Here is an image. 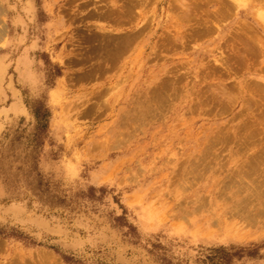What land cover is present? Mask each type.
<instances>
[{"label": "rangeland", "instance_id": "obj_1", "mask_svg": "<svg viewBox=\"0 0 264 264\" xmlns=\"http://www.w3.org/2000/svg\"><path fill=\"white\" fill-rule=\"evenodd\" d=\"M246 36L264 0H0V264H264Z\"/></svg>", "mask_w": 264, "mask_h": 264}, {"label": "bare ground", "instance_id": "obj_2", "mask_svg": "<svg viewBox=\"0 0 264 264\" xmlns=\"http://www.w3.org/2000/svg\"><path fill=\"white\" fill-rule=\"evenodd\" d=\"M188 6H190V5H188ZM109 9H110V8H109ZM189 9H190V8H189ZM107 10H108V9H107ZM107 10H106V11H107ZM187 11H188V10H187ZM189 11H190V10H189ZM190 12H191V11H190ZM190 12H189V15L187 14L188 16L191 15ZM118 15H119V14H118ZM187 15H186V16H187ZM191 16H192V15H191ZM191 16H190V17H191ZM119 18H120V17H119ZM200 25H202V24H200ZM203 29H205V28H203ZM207 30H209V29H207ZM207 30H206V31H207ZM197 31L199 32V29H198ZM138 32H139V31H138ZM195 32H196V30H195ZM247 33H248V32H247ZM251 33H253V34H251V35L254 37V39H256V36H257V35H256V36L254 35L255 32H251ZM2 34H3V33H2ZM198 34H199V33H198ZM239 35L241 36V34H239ZM115 36H116V35H115ZM120 36H121V35H120ZM127 36H128V34H127ZM252 36H251V37H252ZM116 37H119V36H116ZM122 37H123V36H121V38H122ZM134 37H136V36H134ZM237 37H238V36H237ZM237 37H236V38H237ZM241 37H242V36H241ZM251 37L246 36V41H245V48H246V51L248 50L249 53L252 54L253 51L250 52V50H252V49L255 47V45H256L258 48H260V49H258L259 54H261V55H259V56H262V55L264 54V48H263V45L260 44L261 42L255 41V40L252 39ZM123 38H124V37H123ZM129 38H130V37H129ZM107 39H108V37H107ZM118 39H119V38H118ZM135 39H137V38H135ZM135 39H134V40H135ZM239 39H240V38H239ZM239 39H237V40L239 41ZM257 39H258V36H257ZM104 40H105V39H104ZM119 40H120V39H119ZM240 40H241V39H240ZM110 41H111V40H110ZM115 41H116V40H115ZM235 41H236V40H235ZM101 42H102V40H101ZM130 42H131V41H130ZM130 42H129V43H130ZM240 42H241V41H240ZM123 43H124V42H123ZM126 43H127V42H126ZM129 43H128V44H129ZM242 43H243V39H242ZM238 45L240 46L239 43H238ZM242 45H243V44H242ZM101 46H102V45H101ZM104 46H105V45H104ZM106 46H107V45H106ZM232 46H233V45H232ZM98 47H99V46H98ZM110 48H112V47H110ZM126 48H127V47H126ZM128 48H129V47H128ZM238 49H239V48H238ZM99 50H100V49H99ZM126 50H127V49H126ZM239 50L242 51V49H239ZM259 50H260V51H259ZM123 51H124V50H123ZM123 51H121V52H123ZM127 51H128V50H127ZM241 51H240V52H241ZM242 52L244 53V51H242ZM125 53H126V52H125ZM125 53H124V54H125ZM243 53H242V54H243ZM117 54H118V53H117ZM251 54H249V57L251 56ZM247 55H248V54H247ZM247 55H245V53H244V55H242L241 58L238 57L239 60L241 59L240 61H241L242 64H243V62H244V61L242 62V60L248 59ZM226 57H227V56H226ZM226 57H225V58H226ZM234 58H235V57H234ZM223 60H224V59H223ZM231 60H233V59H231ZM231 60H230V61H231ZM235 60H236V58H235ZM219 61H220V60H219ZM224 61H225V60H224ZM224 61H222V63H223ZM226 61H227V60H226ZM226 61H225V62H226ZM230 61H229V62H230ZM247 61H249V60H247ZM230 63H231V62H230ZM230 63H229V64H230ZM225 64H228V62H226ZM225 64H224V65H225ZM229 64H228V65H229ZM245 64H248V63L244 62V66H246ZM222 65H223V64H222ZM229 66L231 67V65H229ZM229 66H228V68H227V66H224V67H226V69L228 70V69L230 68ZM224 67H223V68H224ZM219 68H220V67H219ZM231 68H232V67H231ZM231 70H232V69H231ZM231 70H230V71H231ZM228 71H229V70H228ZM228 71H227V72H228ZM256 82H257V81H256ZM256 82H254V83H256ZM257 83H258V85H260L259 82H257ZM167 85H168V84H166V86H167ZM251 85H252V84H251ZM251 85H250V86H251ZM256 85H257V84H256ZM258 85H257V86H258ZM261 85H264V84L261 83ZM160 86H161V85H160ZM166 86H165V87H166ZM250 86H249V87H250ZM252 86H253V85H252ZM254 86H255V85H254ZM257 86H256V87H257ZM156 88H157V87H156ZM223 88L225 89V87H223ZM261 88L263 89V87H261ZM261 88H260V89H261ZM160 89H161V88H160ZM262 89H261V90H262ZM162 90H163V89H162ZM261 90H260V92H261ZM222 91H223V90H222ZM224 91H225V90H224ZM263 91H264V90H263ZM219 93H220V92H219ZM244 93H247V92H244ZM262 93H264V92H262ZM160 94H161V93H160ZM260 94H261V93H260ZM221 95H222V94H221ZM218 96H219V95H218ZM225 96H226V95H225ZM257 97H258V96H257ZM257 97H256V98H257ZM152 98H153V97H152ZM225 98H227V97H225ZM249 98H250V97H249ZM262 98H263V97H262ZM263 99H264V98H263ZM157 100H158V99H157ZM232 100H233V99H232ZM232 100H231V101H232ZM234 101H235V100H234ZM234 101H233V102H234ZM254 101H255V100H254ZM254 101H253L252 103H254ZM262 101H263V100H262ZM157 102H158V101H157ZM228 102H229V101H228ZM222 103H224V102L222 101ZM225 103H226V102H225ZM249 103H251V102L248 101V104H249ZM259 103H260V101H259ZM254 104H255V103H254ZM260 104H261V103H260ZM223 105H224V104H223ZM252 105H253V104H252ZM262 105H264V104H262ZM254 106H255V105H254ZM224 108H225V107H224ZM252 108H253V107H252ZM262 108H263V107H262ZM245 109H246V108H245ZM248 109H249V108H248ZM248 109H247V110H248ZM252 110H253V109H252ZM244 111H246V110H244ZM260 111H261V110H260ZM260 111H257V113H260ZM263 111H264V110H263ZM245 113H246V112H245ZM253 113H254V112H253ZM238 115H239V114H238ZM242 115H243V114H242ZM247 115H248V114H247ZM250 115H251V114H250ZM257 116H258V115H257ZM257 116H256V117H257ZM261 116H262V115H261ZM261 116H260V117H261ZM236 117H237V116H236ZM249 117H250V116H249ZM254 117H255V116H254ZM258 117H259V116H258ZM260 117H259V118H260ZM262 117H264V116H262ZM262 117H261V118H262ZM252 118H253V117H252ZM256 120H257V119H256ZM256 120H255V122H250V124H247V133L249 134V136H253V134H255V132H256V133H259L260 131H258V132L256 131L257 127L261 129L262 126H264V125L262 124L261 120L259 121L260 124L257 125L256 123H258V121H256ZM245 121H246V120H245ZM263 121H264V119H263ZM228 122H229V121H228ZM247 122H249V119H247ZM245 123H246V122H245ZM263 123H264V122H263ZM240 128H241V127H240ZM240 128H239V129H240ZM255 128H256V129H255ZM257 130H259V129H257ZM262 130L264 131V129H262ZM238 134H241V132H239ZM263 134H264V133H263ZM257 135H258V134H257ZM259 135H260V134H259ZM234 136H235V135H234ZM240 136H241V135H240ZM247 138L249 139V137H247ZM247 138H246V139H247ZM252 139H253V138H252ZM246 142H247V141H246ZM248 143H249V142H248ZM242 146H244V144H243ZM246 146H247V145H246ZM226 147H227V146H226ZM249 148H250V147H249ZM261 150H262V149H261ZM260 152H261V151H260ZM262 157H263V156H262ZM258 161H259V160H258ZM254 163H255V162H254ZM259 163H261V162H259ZM260 165H261V164H260ZM239 166H240V165H239ZM54 258H55V257H54ZM50 260H51V259H50Z\"/></svg>", "mask_w": 264, "mask_h": 264}]
</instances>
